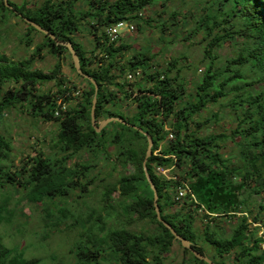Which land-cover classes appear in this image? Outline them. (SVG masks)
<instances>
[{
    "label": "trees",
    "instance_id": "trees-1",
    "mask_svg": "<svg viewBox=\"0 0 264 264\" xmlns=\"http://www.w3.org/2000/svg\"><path fill=\"white\" fill-rule=\"evenodd\" d=\"M80 1L85 2L87 10L78 8ZM167 1L61 0L55 3L46 0L40 7L28 9V3L19 6L9 0L13 7L9 9L0 0V12L3 21L7 18L5 12L19 18L22 14L60 42L72 43L82 72L99 86L97 125L110 117L120 118L152 137L153 154L147 162V171L158 193L163 220L215 264H228L227 256L232 253V264H264V237L259 236L260 228H264V0L203 3V14L196 19V27L188 39L204 33L203 40H209L205 49L209 62L190 95L181 81V69L174 77L170 76L178 67L179 59H174L166 70H154L152 56L140 53L128 56L130 45L122 43V39L110 43L106 35V30L119 22H133L143 27L150 23L144 19V11L160 3L164 7ZM176 17V13L172 14V18ZM87 19L93 22L89 24L96 31L102 30L101 36L94 34L90 52L75 39ZM167 25L163 23L158 28L166 30ZM27 29L29 33L42 34L28 24ZM45 38L44 44H37L35 52L20 62L11 61L0 52V128L7 111L25 105L41 120L59 124L51 146L58 152L40 153L19 168L12 159L13 140L0 131V225L8 218H15L9 204L13 194L18 193V204L26 200L31 205H43L44 221L46 226L52 224V230L70 220L74 222L70 227L82 225L88 230L73 246L71 264H163L177 240L157 218L154 190L143 165L147 137L119 122H112L97 133L91 124L95 88L76 72L73 61L75 72L88 84L81 95L76 86H67L60 63L49 73L35 67L36 62L43 60L44 48L58 56L69 52L48 36ZM239 41L241 49L237 57L219 66L216 51ZM31 42L28 40L27 44ZM139 71L143 73L141 77L128 80L129 74L136 76ZM49 82L55 83L57 92L37 93L39 86ZM7 84L18 87L5 90ZM60 101L75 104L62 111ZM125 101L133 102L134 114L124 112ZM210 106L229 110L235 122L230 134H202L210 124L221 121L219 113L199 121L201 113ZM170 135L173 139L169 140ZM229 140L240 151L239 166L234 164L233 157L225 159L219 152L221 143ZM111 148L116 152V163L125 170L132 167L134 172L106 187L102 209L106 215L92 209L84 218L66 206L58 208V200L84 198L90 192L89 187L96 182L90 176L97 167L93 160L100 155L104 160L111 159ZM84 152L90 155L89 159L76 161ZM159 169H171L173 178L168 179ZM179 171H183L182 177ZM184 183L196 201L190 194L183 199L176 198ZM116 191L120 195L116 202L122 208L124 220L117 216L121 226L109 229L108 221L116 209L113 199ZM262 195L258 205L249 204L251 198ZM200 213L205 214L203 237L194 227ZM218 217L226 225L233 224L229 237L224 236L225 229ZM235 219L237 223L233 222ZM146 220L157 225L154 233H137L127 228ZM255 224L260 226L254 227ZM200 241L211 247L214 254L209 256ZM183 249L189 258L182 264H208ZM39 263L36 258H27L19 248L7 247L0 235V264Z\"/></svg>",
    "mask_w": 264,
    "mask_h": 264
},
{
    "label": "rangeland",
    "instance_id": "rangeland-1",
    "mask_svg": "<svg viewBox=\"0 0 264 264\" xmlns=\"http://www.w3.org/2000/svg\"><path fill=\"white\" fill-rule=\"evenodd\" d=\"M10 1L19 6L28 3V9H35L40 7L46 0ZM52 1L58 3L61 0ZM206 1L212 0H169L164 7L160 3L156 7L144 11V19L149 20L150 23L144 24L143 27H139L135 23L132 34L125 32L120 37L122 43L131 46V53H128V56L136 53L152 56L154 58L152 63L154 70H166L174 59H179L178 67L173 70L170 76L174 77L178 73L177 70L181 69L180 78L186 84L189 95L194 93L196 83L201 80L206 64L209 62L205 56V49L209 40H203L204 33H198L192 39H188L189 33L196 27V19H199V15L203 14L202 6ZM78 8L87 10V5L84 1H80ZM174 13L177 14L176 18H172ZM4 14L7 18L3 21L2 12H0V52L13 62H20L29 58L35 52L37 44L46 42L45 36L35 32L29 33L27 23L23 19L6 12ZM89 23L93 22L89 19L84 21L81 31L75 35V39L84 46L86 52L92 51L94 47L96 37L94 34L98 36L102 34V30L96 31ZM163 23L168 24L166 30L158 28ZM28 40H32L30 45L27 44ZM240 49L241 41L236 45L228 43L217 50L216 53L220 61L219 66L223 65L227 60L237 57ZM42 54L43 60L36 62V68L49 73L60 63L62 66V77L68 83V87L76 86L80 90L78 95H81V90L88 89L87 82L80 78L72 67V58L69 52L58 56L51 54L48 48H44ZM15 87H18V85L7 84L4 89L8 90ZM49 90H53V93L57 92L55 91L54 82L39 86L37 93ZM59 103L62 105V111L68 110L70 105L75 104L73 102L63 104L61 101ZM123 104V110L127 115L135 113L136 109L132 101H125ZM213 113H219L221 121L219 124H210L202 134H230L235 122L230 117L229 110L222 111L219 106H210L208 110L201 113L199 121L210 118ZM0 131L3 135L13 140L12 159L15 160L14 165L18 168L40 153L52 155L58 152L57 150L53 151L51 146L59 131V124L41 120L34 115L32 109L27 105L24 107L17 106L7 111ZM109 152L111 153V159L104 160L103 156L100 155L93 160L97 167L91 171L90 176L95 178L96 182L89 187L90 192L84 198L74 196L73 198L60 199L57 201L58 208L66 206L75 215H82L84 218L87 217L92 209L97 210L102 216L106 215L102 210L105 205L103 193L106 187L115 185L123 175L134 172L132 167L125 170L116 163L114 148L109 149ZM219 152L225 159L233 157L234 164L238 166L241 164L240 151L232 140L222 142ZM89 156L88 153L84 152L76 161H86ZM178 174L182 177L183 171H179ZM235 181L238 180L236 179ZM119 196L118 191L113 194L115 202L120 200ZM19 198L20 195L14 193L13 199L9 204V208L15 212V218H8L7 222L0 225V235L4 244L9 248H19L24 251L27 258L38 259L40 261L39 264L73 263L74 256L71 250L78 241L88 234V230L86 231V228L84 229L82 225L70 227L74 223L72 220L63 224L60 228L52 230L50 228L52 224L49 223V226H46L47 223L44 221L43 205H31L26 200L18 204ZM262 198L263 195L261 197L255 196L250 199L249 204L258 205ZM117 203L114 204L116 209L113 211V218L108 221L109 229L121 226V223L116 220L117 216L118 218L121 217L122 221L124 220L122 208ZM256 213L257 211L255 210L254 214ZM204 215V213H200L194 223V227L198 234L202 235L201 237H203L206 225L204 223ZM217 219H219L225 229L224 236L229 237L233 224L226 225L223 222V218L218 217ZM250 220L252 222V217ZM215 222L219 223L218 221ZM233 222L237 223L238 219L233 220ZM258 226L260 224L254 225V227ZM127 228L137 233L149 234L156 231L157 225L146 220L127 226ZM213 229H215L214 226ZM263 233L264 228L262 227L260 228L259 236L264 237ZM199 243L209 256L214 254V250L211 247L205 245L202 241ZM262 247L264 249V244ZM188 258L189 255L185 254L180 243L176 241L163 264H182ZM233 258L234 253L227 256L228 264H232ZM54 260L58 262L55 263Z\"/></svg>",
    "mask_w": 264,
    "mask_h": 264
},
{
    "label": "water",
    "instance_id": "water-1",
    "mask_svg": "<svg viewBox=\"0 0 264 264\" xmlns=\"http://www.w3.org/2000/svg\"><path fill=\"white\" fill-rule=\"evenodd\" d=\"M5 6L9 9H13V7L9 4V0H3ZM15 13H17L15 11ZM20 17L30 26L34 27L36 30H38L39 32H41L43 35L48 36L49 38H51L57 45H61L64 46L68 49L72 61L74 63V67L76 69V72L82 76L84 79H86L87 81L91 82L92 85L95 88V96L93 99V104H92V108H91V124L92 127L96 130L97 133H100L108 124L112 123V122H119L123 125H127L130 126L134 129L139 130L144 136L147 137V141H148V146H147V152H146V156L143 162L144 165V170H145V174L147 177L148 182L151 184L152 189L154 190V205H155V210H156V214H157V218L159 220V222H161L168 230H170V232L172 233V235L175 237V239L177 241H179L182 245L183 248L189 250L195 257H197L198 259L205 261L208 264H215L209 257L201 254L200 252H198L197 250H195V248H193L192 244L190 241H188L187 239L183 238L182 236H180L176 230L169 224L167 223L165 220H163L162 216H161V212L158 206V193L154 187V184L150 178V175L147 171V162L148 160L151 158L152 154H153V139L149 134H146L143 130H141L140 128L129 124L128 122H126L123 119L120 118H114V117H110L107 118L105 120H103L99 125H97L96 123V107H97V102H98V92H99V86L97 84V82L91 78L88 75H85L82 70H81V64H80V58L77 54V52L75 51L73 45L71 42H60L54 35H52L50 32H48L47 30H45L44 28H42L40 25L32 22L30 19L23 17L22 14H20Z\"/></svg>",
    "mask_w": 264,
    "mask_h": 264
},
{
    "label": "built area",
    "instance_id": "built-area-1",
    "mask_svg": "<svg viewBox=\"0 0 264 264\" xmlns=\"http://www.w3.org/2000/svg\"><path fill=\"white\" fill-rule=\"evenodd\" d=\"M133 30H134V23L133 22H119L116 25L108 28L106 30V35H107L110 43H114L117 40L121 39L120 37L122 36L123 33L126 32V33H129V34H132ZM142 75H143V73L141 71H139V72L136 73V76H134L133 74H129L127 78H128V80L133 81V80H135L136 77H141ZM58 115H59V113L56 112V116H58ZM170 139H173L172 135L169 136V140ZM158 171L162 175L167 177L168 179H172L173 178V176L171 174L172 173L171 169H159ZM189 194H190V198L195 200V197H194L193 193L191 192V190L189 189L188 185H186L184 183V186L182 188L178 189V192L176 193V198L177 199H183ZM206 213L208 214L207 211H206Z\"/></svg>",
    "mask_w": 264,
    "mask_h": 264
}]
</instances>
